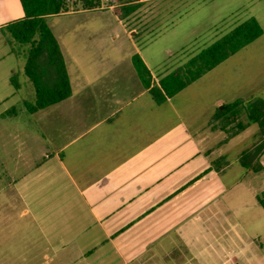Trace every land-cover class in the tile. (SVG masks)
I'll use <instances>...</instances> for the list:
<instances>
[{
    "label": "crops",
    "instance_id": "0c3cea01",
    "mask_svg": "<svg viewBox=\"0 0 264 264\" xmlns=\"http://www.w3.org/2000/svg\"><path fill=\"white\" fill-rule=\"evenodd\" d=\"M112 1L105 8L118 28L100 6L65 12L90 14L83 26L60 36L51 29L71 94L29 112L13 81L25 74L26 52L3 29L23 10L19 0H0V264H136L153 251L165 253L163 264H264V248L246 240L222 199L229 188L214 149L204 147L203 125L189 133L183 120L172 124L169 109H157L171 97L156 103L131 60L139 54L152 84L201 48L172 64L155 61L139 37L148 42L166 17L157 0H132L126 13ZM249 9L262 27L257 40L264 4ZM259 161L264 167V151Z\"/></svg>",
    "mask_w": 264,
    "mask_h": 264
},
{
    "label": "rangeland",
    "instance_id": "374dc122",
    "mask_svg": "<svg viewBox=\"0 0 264 264\" xmlns=\"http://www.w3.org/2000/svg\"><path fill=\"white\" fill-rule=\"evenodd\" d=\"M169 1L157 0L154 3L155 9L163 11L166 15L159 26L152 28L156 35L153 34L152 39L146 43L139 37V44H146V49L152 53L155 61L161 59L168 64L183 58L182 51H190L191 47L206 46L247 18L250 6L264 4V0H188L180 4ZM112 2L116 7V1L112 0H101L100 6L105 8ZM98 11L109 15L110 26L119 27L114 12L107 8ZM89 15L87 12L62 13L49 17L47 22L60 36V31L69 26H83L88 20L86 16ZM113 33L115 35L116 31ZM15 45L20 52H26L28 47L18 43ZM167 49L170 50L169 54H165ZM144 54L146 56V53ZM24 77L25 74L21 73L14 76L13 81H18L21 85L17 96L20 100L32 102L34 88L28 80L21 83V78L25 79ZM28 89L29 93L26 92ZM238 99L243 101L242 104L257 99L264 101V36L241 47L157 109H169L170 122L174 124L177 120H183L187 123L189 133H194L203 125L204 147L214 149L210 158L220 169L221 178L229 188L222 199L231 209L232 220L239 222L240 226L237 227L245 231L246 240L250 238L251 244L258 249L259 246L264 248V211L256 202L255 196L264 191V171L247 173L238 162L240 152L253 144V134L258 125L253 122L246 124L247 114L242 107L234 115H231L232 109L215 117L217 109H222L225 104ZM18 106L16 111L20 115ZM22 120L26 122L27 130H30L33 121L31 115L28 112L21 113ZM241 124L246 126L240 130ZM14 127L12 125V129ZM13 147V144L7 146V152H12ZM166 260L168 258L165 253L153 251L136 264H163ZM195 261L197 260L189 257L187 264H193Z\"/></svg>",
    "mask_w": 264,
    "mask_h": 264
},
{
    "label": "trees",
    "instance_id": "16d2710c",
    "mask_svg": "<svg viewBox=\"0 0 264 264\" xmlns=\"http://www.w3.org/2000/svg\"><path fill=\"white\" fill-rule=\"evenodd\" d=\"M119 1L123 4L121 7L123 13L136 7L129 3L132 0ZM19 2L23 16L6 23L3 29L16 43L28 46L23 71L34 88L35 98L32 102L25 101L24 104L29 112H33L61 101L71 94L63 54L46 17L77 9L97 8L100 7L101 0H19ZM261 34L262 27L259 22L254 16H249L202 47L183 64L160 76L157 83L151 84V74L138 53H134L131 60L143 87L148 90L152 99L160 104ZM242 102L238 99L225 104L222 109H217L215 117L232 109L231 115H234L242 107L247 114L246 124L253 122L258 125L257 131L253 134V144L240 152L238 162L247 173L262 172L264 167L259 157L264 151V101L257 99L244 104ZM246 124H241L239 129L245 128ZM256 200L264 208V191L256 195Z\"/></svg>",
    "mask_w": 264,
    "mask_h": 264
},
{
    "label": "built area",
    "instance_id": "2783aa9c",
    "mask_svg": "<svg viewBox=\"0 0 264 264\" xmlns=\"http://www.w3.org/2000/svg\"><path fill=\"white\" fill-rule=\"evenodd\" d=\"M107 5H109V4H107Z\"/></svg>",
    "mask_w": 264,
    "mask_h": 264
}]
</instances>
